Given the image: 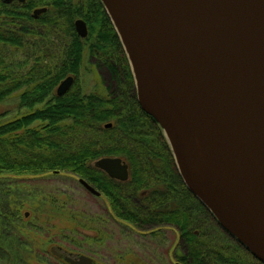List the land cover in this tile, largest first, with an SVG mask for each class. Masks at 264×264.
<instances>
[{"label":"trees","instance_id":"obj_1","mask_svg":"<svg viewBox=\"0 0 264 264\" xmlns=\"http://www.w3.org/2000/svg\"><path fill=\"white\" fill-rule=\"evenodd\" d=\"M39 8L47 12L35 18ZM78 19L88 25L87 39L77 35ZM84 54L109 69L118 84L115 93L101 85L87 92L80 85ZM116 60L120 70L112 64ZM68 76L76 77L74 87L59 98L57 88ZM11 99L17 114L0 113V180L68 174L83 179L101 194L95 198L110 203L114 214L108 217L124 230L141 224L178 228L186 254L174 264H262L184 185L161 128L138 103L121 42L99 0H0V107ZM123 156L132 169L125 183L92 165L102 157ZM138 195L146 208L135 205ZM42 197L53 206L52 215L45 219L32 211L27 218L19 207L21 225H31L37 234L43 230L45 243H103L104 231L93 228L96 222L100 227L95 216L80 221L60 197ZM218 230L231 241L220 240Z\"/></svg>","mask_w":264,"mask_h":264},{"label":"water","instance_id":"obj_2","mask_svg":"<svg viewBox=\"0 0 264 264\" xmlns=\"http://www.w3.org/2000/svg\"><path fill=\"white\" fill-rule=\"evenodd\" d=\"M99 1L128 59L138 103L161 128L184 185L264 264V0ZM75 28L88 37L85 21ZM74 83L71 76L62 81L57 96ZM96 168L121 183L130 179L121 158H101ZM58 251L52 248L67 264H95Z\"/></svg>","mask_w":264,"mask_h":264},{"label":"rangeland","instance_id":"obj_3","mask_svg":"<svg viewBox=\"0 0 264 264\" xmlns=\"http://www.w3.org/2000/svg\"><path fill=\"white\" fill-rule=\"evenodd\" d=\"M83 56L84 61L79 76L80 85H83L87 92H95L97 86L101 85L115 93V86L118 84L112 81L113 76L109 69L98 65L88 58L87 54ZM112 64L119 70L121 69L119 61H113ZM16 107V99H11L7 105L0 107V113L8 110L13 117L17 114ZM117 158H121L130 166V171L132 170L126 157ZM97 161H94L92 165L96 166ZM44 194H51L54 199L60 197L80 221L95 216L100 221V227L96 222L93 228L104 231L103 243L93 242L89 245L83 244L82 240L68 245L45 243L40 233L43 230L37 231V234L31 230V225H21V216H17L19 207H22L24 216L28 214L27 218H30L32 211H36L37 216L45 219L52 215L53 206L47 198L42 197ZM134 203L141 208H146V203L140 195ZM163 206L164 208L161 209L165 210V204ZM111 213L114 214L106 199L95 198L80 185L78 178L69 174L60 178L34 177L27 180L11 177L6 180L2 179L0 180V264H65V261L52 253V248H56L57 253L61 250L65 255L88 256L95 261V264H130L128 256L132 257L131 264L140 262L174 264L179 258L185 256V245L180 239L178 228L170 225L141 224L133 230L127 228L124 230V227L117 225L108 217ZM54 221L57 222L58 219ZM79 227L82 232L86 231L81 226ZM215 235L220 240L222 238L230 240L220 230ZM78 243L82 247L75 246ZM170 253L173 261L170 259ZM119 258H122L124 262L120 263Z\"/></svg>","mask_w":264,"mask_h":264},{"label":"bare ground","instance_id":"obj_4","mask_svg":"<svg viewBox=\"0 0 264 264\" xmlns=\"http://www.w3.org/2000/svg\"><path fill=\"white\" fill-rule=\"evenodd\" d=\"M211 1H225V0H211ZM218 10H220V11H223V10H224V8H223V7H221V6H219V7H218ZM225 10H227V9H225Z\"/></svg>","mask_w":264,"mask_h":264},{"label":"flooded vegetation","instance_id":"obj_5","mask_svg":"<svg viewBox=\"0 0 264 264\" xmlns=\"http://www.w3.org/2000/svg\"><path fill=\"white\" fill-rule=\"evenodd\" d=\"M73 87H74V86H73ZM73 87H72V88H73ZM57 89H58V88H57ZM70 91H71V90H70ZM70 91H69V92H70ZM69 92H68V93H69ZM56 95H57V91H56ZM64 96H65V95H64ZM64 96H62V97H64ZM57 97H58V96H57ZM59 98H61V97H59ZM129 167H130V166H129ZM118 182H119V181H118ZM95 197H96V196H95Z\"/></svg>","mask_w":264,"mask_h":264}]
</instances>
